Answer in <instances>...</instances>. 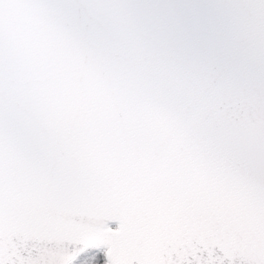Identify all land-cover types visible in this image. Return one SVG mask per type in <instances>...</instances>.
Listing matches in <instances>:
<instances>
[{"label":"snow or ice","instance_id":"obj_1","mask_svg":"<svg viewBox=\"0 0 264 264\" xmlns=\"http://www.w3.org/2000/svg\"><path fill=\"white\" fill-rule=\"evenodd\" d=\"M0 264H264V0H0Z\"/></svg>","mask_w":264,"mask_h":264}]
</instances>
